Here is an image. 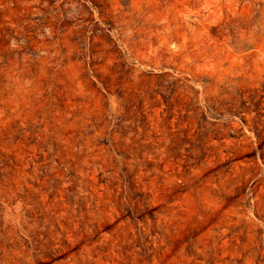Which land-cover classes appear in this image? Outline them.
<instances>
[{"label": "rangeland", "instance_id": "1", "mask_svg": "<svg viewBox=\"0 0 264 264\" xmlns=\"http://www.w3.org/2000/svg\"><path fill=\"white\" fill-rule=\"evenodd\" d=\"M0 264H264V0H0Z\"/></svg>", "mask_w": 264, "mask_h": 264}]
</instances>
